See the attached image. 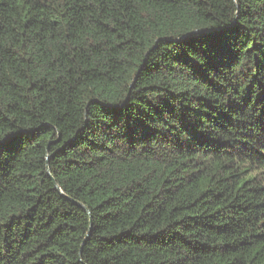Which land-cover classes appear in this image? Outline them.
Instances as JSON below:
<instances>
[{
  "label": "trees",
  "instance_id": "obj_1",
  "mask_svg": "<svg viewBox=\"0 0 264 264\" xmlns=\"http://www.w3.org/2000/svg\"><path fill=\"white\" fill-rule=\"evenodd\" d=\"M0 264H264V0H0Z\"/></svg>",
  "mask_w": 264,
  "mask_h": 264
},
{
  "label": "water",
  "instance_id": "obj_2",
  "mask_svg": "<svg viewBox=\"0 0 264 264\" xmlns=\"http://www.w3.org/2000/svg\"><path fill=\"white\" fill-rule=\"evenodd\" d=\"M55 188H56L57 190H59V188H58V186H57L56 184H55ZM59 192H60V191H59ZM74 203L77 204V205H79L80 207H82L83 210H85L86 212H88L87 208H86L84 205H82L80 202H78V201H74ZM88 234H89V230H88V232H87V234H86V237L88 236Z\"/></svg>",
  "mask_w": 264,
  "mask_h": 264
}]
</instances>
